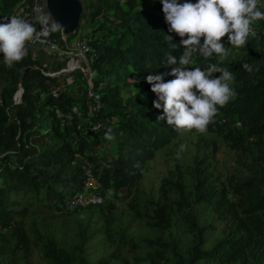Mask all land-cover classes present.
I'll list each match as a JSON object with an SVG mask.
<instances>
[{
	"label": "trees",
	"instance_id": "trees-1",
	"mask_svg": "<svg viewBox=\"0 0 264 264\" xmlns=\"http://www.w3.org/2000/svg\"><path fill=\"white\" fill-rule=\"evenodd\" d=\"M31 1L0 0V22L10 18L2 19L15 6ZM86 4L90 11L85 24H80L83 17L80 14L79 24L68 32L72 38L83 27L91 54L90 86L82 72L75 71L76 77H82L80 97L66 91L52 96L50 85L56 84L57 76L45 72L59 70L64 60L50 64V68L46 63L42 65L47 53L40 47L37 54L31 48L26 49L23 60L10 69L5 67L0 54V231L6 230L13 239L8 249L11 256L19 253L25 257L32 247H39L42 257L50 264H109L111 255L87 262L83 241L66 249L58 246L52 237H30L23 229V218L31 208L54 206L62 213L82 209L70 207L69 201L84 187V159L91 164L89 173L104 195L101 204L85 208L96 207L106 222H111L118 190L125 189L124 196L136 193L145 164L157 150L182 133L174 131L166 121L157 120L162 109L153 108L156 96L145 81L149 74L171 71L161 63L167 55L178 61L183 53L178 36H172L170 41L165 39L169 33L160 0H93ZM253 28L257 36H250L241 47L242 59L223 64L216 57L197 58L196 64L214 63L233 73L231 87L236 96L218 109L206 132L215 133L218 141L235 154L249 152L259 169L253 167L251 175L231 173L215 183L216 177H212L209 164L204 162L205 156L193 159V198L212 209L222 235L202 249L204 226L191 221L192 244L185 259L175 253L173 243L169 245L174 264L199 261L234 264L249 256H264V20L256 21ZM222 42L226 49L232 47L227 36ZM245 63L253 68L252 72L242 67ZM171 79L174 77H164L165 82ZM18 87L22 89L19 101L12 103ZM89 89L100 103L91 115L87 114V106L92 103L87 97ZM8 107L13 109L11 114L7 113ZM73 107L77 113L72 111ZM96 123L102 128L91 131L89 126ZM108 128L114 133L111 141L104 138ZM104 142L107 157L96 162V148ZM210 145L215 153V141ZM243 164L247 163L243 161ZM182 189L179 181L162 178L156 200L147 201L151 211L149 220L139 211L134 197L129 199L128 209L147 227L163 232L183 206ZM171 192L179 198H171ZM133 245L152 248L142 260L161 264L164 249L157 247L165 244L158 239L139 237Z\"/></svg>",
	"mask_w": 264,
	"mask_h": 264
},
{
	"label": "rangeland",
	"instance_id": "rangeland-1",
	"mask_svg": "<svg viewBox=\"0 0 264 264\" xmlns=\"http://www.w3.org/2000/svg\"><path fill=\"white\" fill-rule=\"evenodd\" d=\"M39 1L43 2L44 0ZM78 1L81 6L80 14H83L80 24L83 25L87 20L86 14L90 11V7L86 2H92L93 0ZM84 31L85 29L80 26L75 35H83ZM29 48L26 45V49ZM37 48L34 47L31 50L37 54ZM227 50L229 54L221 61L223 64L235 63L244 57L242 48L229 47ZM56 61L58 60L51 55L44 54V63L47 64L48 68H50V64L56 63ZM59 70L48 69L47 72L53 74ZM86 75L87 73L82 72L83 77H86ZM56 76V84L50 85L51 91H56L57 94L60 91H66L68 95L81 96L82 90L79 84L82 82V77H76L75 71H61ZM11 99L14 103L17 96L13 100L12 95ZM6 110L8 114L13 111L11 107ZM75 112L77 113V111ZM100 128H102V125H100ZM211 141H215V153L211 152ZM248 146L252 149V144ZM105 150L106 142L96 148V162L103 161L107 157ZM178 152L179 158H177ZM201 156H205L204 162L209 164L212 177H216L215 183L223 180L226 175L231 173L244 176L253 174V167L259 169L249 152L243 151L235 154L218 141V136L215 133L205 132L201 134L195 130L183 132L168 145L157 150L153 159L145 164L136 193L131 192L129 196H124L126 190H118L117 195L119 198L114 201L115 208L112 211L113 220L111 222L107 223L96 207L62 213L51 206L29 209L27 215L23 218V229L32 238L37 235L52 237L58 246L66 249L83 241V256L87 262H96L102 257L111 255L109 264H148L147 261L142 260V257L152 251V248L146 245L135 246L133 243L139 237L158 239L159 242L165 244L164 247H157L158 249H164V258L160 263L174 264L169 245L173 243L175 253L180 258L185 259L187 249L192 244V233L189 231L191 221L197 226H204V242L200 246L202 249L209 247L222 235L221 225L216 220L212 209L204 203L196 202L193 198L192 161ZM82 161L86 164L85 172H88L91 164L86 163L84 159ZM243 161L247 164H243ZM162 178L176 180L182 184L183 189L180 198L183 201V206L172 216L171 225L165 231L159 232L144 225L142 219L134 217L130 213L127 203L130 198L134 197L139 211L146 215L145 220H149L148 215L151 214V211L150 208H147L149 207L147 201L156 200ZM170 197L179 198L175 192H171ZM12 243L13 239L9 237L8 232L1 230L0 264H50L42 257L39 247H32L25 257H21L19 253L14 256L9 255L8 249ZM183 264L187 263L184 262ZM197 264L204 263L199 261ZM234 264H264V256L261 258L249 256L246 260H238Z\"/></svg>",
	"mask_w": 264,
	"mask_h": 264
},
{
	"label": "clouds",
	"instance_id": "clouds-1",
	"mask_svg": "<svg viewBox=\"0 0 264 264\" xmlns=\"http://www.w3.org/2000/svg\"><path fill=\"white\" fill-rule=\"evenodd\" d=\"M160 3L169 33L165 39L170 41L172 36H178L183 53L178 61L171 54L161 61L171 71L145 77L156 96L152 106L162 109L157 120L166 121L174 131L195 130L203 134L218 109L235 98L236 92L231 87L235 78L233 73L217 64L201 66L196 64V59L216 57L222 61L229 54L222 42L225 36L233 48L244 47L250 36H257L253 24L264 20V11L258 10L259 0H196L195 3L191 0H160ZM36 24L40 25L39 31ZM60 31H64L63 26L49 12H40L31 19L13 15L6 22H0V54L5 67L10 69L23 60L29 42L47 43L48 37ZM242 67L248 72L253 71L247 63ZM166 75L174 79L165 82ZM104 138L114 139L111 128L106 130Z\"/></svg>",
	"mask_w": 264,
	"mask_h": 264
},
{
	"label": "built area",
	"instance_id": "built-area-1",
	"mask_svg": "<svg viewBox=\"0 0 264 264\" xmlns=\"http://www.w3.org/2000/svg\"><path fill=\"white\" fill-rule=\"evenodd\" d=\"M258 9H264V0H259ZM48 13L45 0L40 2L39 0H32L31 3H25L22 5L15 6L9 14L2 17L3 20L6 17L13 15H22L31 19L32 16L40 13ZM37 30H40V25H35ZM69 31H60L53 33L47 38V43H39L37 41L29 42L27 45L30 48L40 47L44 52L51 55L58 61L64 60V67L62 68L65 72H73L79 70L87 73L86 80L90 86V75L89 61L91 60V54L87 39L84 35L77 34L72 38L68 37ZM54 45V46H53ZM42 65H45L43 63ZM82 65H85L84 67ZM50 75L49 72H45ZM52 96H56V91H51ZM88 97L92 99V103L87 106V114L91 115L100 106L99 99L96 94H93L90 89L87 92ZM72 111L76 109L73 107ZM100 127L99 123L92 124L89 126L91 131H96ZM104 201V195L101 192L99 185L96 183L91 174L86 172V180L82 191L76 193L69 201V206L74 208H85L101 204Z\"/></svg>",
	"mask_w": 264,
	"mask_h": 264
},
{
	"label": "water",
	"instance_id": "water-1",
	"mask_svg": "<svg viewBox=\"0 0 264 264\" xmlns=\"http://www.w3.org/2000/svg\"><path fill=\"white\" fill-rule=\"evenodd\" d=\"M45 5L53 19L59 22L64 30L72 31L77 27L81 11V6L78 0H45ZM61 71L63 70L60 69L58 72L50 75H57ZM21 92V87H18L14 92L13 100L15 99L14 95L17 94V99L14 103L19 101Z\"/></svg>",
	"mask_w": 264,
	"mask_h": 264
},
{
	"label": "bare ground",
	"instance_id": "bare-ground-1",
	"mask_svg": "<svg viewBox=\"0 0 264 264\" xmlns=\"http://www.w3.org/2000/svg\"><path fill=\"white\" fill-rule=\"evenodd\" d=\"M17 94L14 95V98H16Z\"/></svg>",
	"mask_w": 264,
	"mask_h": 264
}]
</instances>
